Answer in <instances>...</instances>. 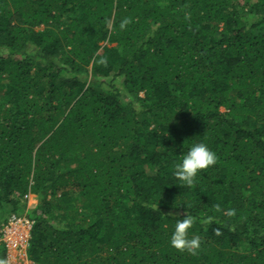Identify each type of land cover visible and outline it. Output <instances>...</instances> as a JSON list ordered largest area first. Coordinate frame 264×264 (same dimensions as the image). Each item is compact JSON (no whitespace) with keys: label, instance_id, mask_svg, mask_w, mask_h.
I'll return each instance as SVG.
<instances>
[{"label":"trees","instance_id":"1","mask_svg":"<svg viewBox=\"0 0 264 264\" xmlns=\"http://www.w3.org/2000/svg\"><path fill=\"white\" fill-rule=\"evenodd\" d=\"M11 215L34 264H264V0H0Z\"/></svg>","mask_w":264,"mask_h":264},{"label":"clouds","instance_id":"2","mask_svg":"<svg viewBox=\"0 0 264 264\" xmlns=\"http://www.w3.org/2000/svg\"><path fill=\"white\" fill-rule=\"evenodd\" d=\"M216 163L217 156L207 144L203 142L196 143L183 156L182 162L176 165L173 175L183 184L192 186L198 174H202V170L208 169ZM191 223L192 218L188 216L177 222L170 241L173 247L180 250L187 249L188 251H193L199 247L198 238H187V230ZM0 264H5V262L0 261Z\"/></svg>","mask_w":264,"mask_h":264},{"label":"built area","instance_id":"3","mask_svg":"<svg viewBox=\"0 0 264 264\" xmlns=\"http://www.w3.org/2000/svg\"><path fill=\"white\" fill-rule=\"evenodd\" d=\"M34 222L11 215L0 225V245L6 250L5 264H34L28 255Z\"/></svg>","mask_w":264,"mask_h":264},{"label":"rangeland","instance_id":"4","mask_svg":"<svg viewBox=\"0 0 264 264\" xmlns=\"http://www.w3.org/2000/svg\"><path fill=\"white\" fill-rule=\"evenodd\" d=\"M40 29H43V28H40ZM27 205H28V207H31V206H34V203L33 202H31L30 200H29V202H27ZM9 207H7V210L6 211H8L9 209H8ZM5 215H7V213L5 212ZM1 225V224H0ZM6 254L7 253H5V258H6ZM29 255V254H28ZM4 262H5V260H4Z\"/></svg>","mask_w":264,"mask_h":264}]
</instances>
